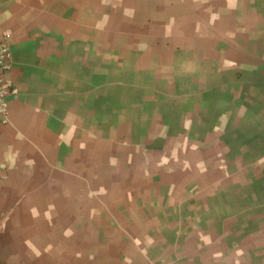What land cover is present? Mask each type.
I'll return each mask as SVG.
<instances>
[{
  "label": "crops",
  "instance_id": "crops-1",
  "mask_svg": "<svg viewBox=\"0 0 264 264\" xmlns=\"http://www.w3.org/2000/svg\"><path fill=\"white\" fill-rule=\"evenodd\" d=\"M0 264H264V0H0Z\"/></svg>",
  "mask_w": 264,
  "mask_h": 264
},
{
  "label": "built area",
  "instance_id": "built-area-1",
  "mask_svg": "<svg viewBox=\"0 0 264 264\" xmlns=\"http://www.w3.org/2000/svg\"><path fill=\"white\" fill-rule=\"evenodd\" d=\"M11 67L10 50L5 46L3 38L0 35V115L2 118H5L7 113L8 96L16 93V89L12 86L8 76Z\"/></svg>",
  "mask_w": 264,
  "mask_h": 264
}]
</instances>
